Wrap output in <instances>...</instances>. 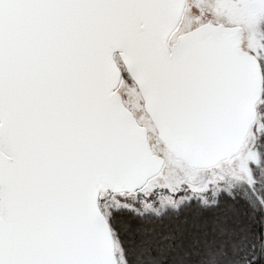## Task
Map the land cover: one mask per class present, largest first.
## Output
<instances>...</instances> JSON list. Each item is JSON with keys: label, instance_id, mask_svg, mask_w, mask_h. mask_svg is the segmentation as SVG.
<instances>
[{"label": "snow or ice", "instance_id": "snow-or-ice-1", "mask_svg": "<svg viewBox=\"0 0 264 264\" xmlns=\"http://www.w3.org/2000/svg\"><path fill=\"white\" fill-rule=\"evenodd\" d=\"M0 264H264V0H0Z\"/></svg>", "mask_w": 264, "mask_h": 264}]
</instances>
